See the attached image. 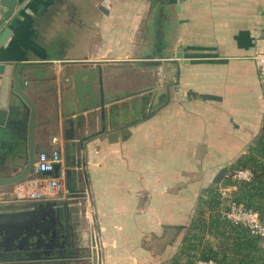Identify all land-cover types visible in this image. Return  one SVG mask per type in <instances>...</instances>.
Returning <instances> with one entry per match:
<instances>
[{
	"label": "crops",
	"instance_id": "1",
	"mask_svg": "<svg viewBox=\"0 0 264 264\" xmlns=\"http://www.w3.org/2000/svg\"><path fill=\"white\" fill-rule=\"evenodd\" d=\"M6 29L0 178L28 154L18 68L37 109L36 156L57 151L61 161L0 187V240L40 227L65 244L48 264H93L94 253L99 264H184L198 240L183 233L210 213L216 175L264 128L253 60L264 53V0H17L11 16L0 0V37ZM91 67L98 102L84 107L74 75ZM253 243L261 258L264 242Z\"/></svg>",
	"mask_w": 264,
	"mask_h": 264
},
{
	"label": "water",
	"instance_id": "2",
	"mask_svg": "<svg viewBox=\"0 0 264 264\" xmlns=\"http://www.w3.org/2000/svg\"><path fill=\"white\" fill-rule=\"evenodd\" d=\"M5 7L8 8V16H11L16 11L17 0H2ZM11 35V31L6 29L0 37V48L8 40ZM178 58L182 57L179 53ZM5 65L0 64V74L5 72ZM20 69L18 68L13 74V89L14 92L21 99V102L29 110V123L27 134L28 154L25 159V165L21 171L11 177L0 178V187L8 184H15L25 181L33 171V167L36 160V150L34 146V131H35V118H36V106L34 102L22 89V83L19 77ZM99 67H91L82 71H78L74 75V82L77 91V97L79 103L84 107H95L98 102V98L93 89V83L99 74ZM8 117V111L0 109V126L5 125ZM59 165H56V168ZM56 168L53 172L56 171ZM228 169L222 168L216 175L213 183L220 185L227 175ZM56 205V204H54ZM48 204L47 216L53 220V214L55 211L50 209L54 206ZM44 210V207H42ZM52 213V215H51ZM45 235V236H44ZM62 244V245H61ZM65 244H58L57 239L54 236H48L47 233L38 228V231H31L30 229H23L14 232L11 236L3 237L0 240V262L3 264H48V261L62 258L65 256L62 251ZM93 264H99L97 253L93 255Z\"/></svg>",
	"mask_w": 264,
	"mask_h": 264
},
{
	"label": "trees",
	"instance_id": "3",
	"mask_svg": "<svg viewBox=\"0 0 264 264\" xmlns=\"http://www.w3.org/2000/svg\"><path fill=\"white\" fill-rule=\"evenodd\" d=\"M233 171L239 169H249L253 173V178L248 183H243L236 191L237 201L241 202L246 208L256 211L262 220H264V128L257 137L255 145L249 148V153L240 158V160L232 167ZM228 184H232L229 182ZM212 197L208 200V208L211 213L214 226L211 227L203 219H199L197 230L203 226L210 230L219 231L224 229L222 236L225 237V242L218 244L216 247L213 243L209 244L203 250L198 251L199 245L194 243L185 247L182 254H186L190 259L186 264H193L194 257L192 251H198L199 258L209 260L213 259L217 264H264V249L261 251V258L256 253L260 252L253 241L256 240L250 237L246 231L239 230L231 226L227 221L221 219L220 201L217 191H212ZM203 216V211L199 213ZM211 227V228H210ZM198 236L193 235V239L198 240ZM190 241V239L188 240ZM258 242V241H257ZM174 264H180L175 260Z\"/></svg>",
	"mask_w": 264,
	"mask_h": 264
},
{
	"label": "built area",
	"instance_id": "4",
	"mask_svg": "<svg viewBox=\"0 0 264 264\" xmlns=\"http://www.w3.org/2000/svg\"><path fill=\"white\" fill-rule=\"evenodd\" d=\"M256 64L258 76L261 85L264 87V53L253 57ZM53 142H57L54 138ZM61 161L59 152L52 153L41 152L37 155L33 170L39 174L51 173L56 165ZM253 173L249 169H239L233 171L232 184H220L217 193L220 201L221 219L227 221L231 226L246 233L259 241L264 242V220L260 215L251 209L246 208L241 202L237 201L236 191L243 183L252 180ZM54 188L60 187L57 180L52 182ZM193 264H217L213 259L205 260L201 258L194 259Z\"/></svg>",
	"mask_w": 264,
	"mask_h": 264
},
{
	"label": "rangeland",
	"instance_id": "5",
	"mask_svg": "<svg viewBox=\"0 0 264 264\" xmlns=\"http://www.w3.org/2000/svg\"><path fill=\"white\" fill-rule=\"evenodd\" d=\"M232 174H233V169H229V171L227 172V180L229 182H232ZM218 186V185H217ZM218 190V188H217ZM209 215V216H208ZM199 219H203L204 221H206V223H208L209 225L211 224V227L214 226V224L212 223L213 220L215 219L214 217H211V213L208 214H204L203 216H198V220ZM198 225H200L198 223ZM210 227V228H211ZM224 229H220L219 231H215L214 229L210 230L208 228H204L203 226L199 227V229H195V231L193 232H189L190 228L187 229L185 231V233H183V239L186 240V238H190L191 235L197 234L198 235V241H197V245H199V247L197 248L198 251L203 250L205 247H207L209 244H214L216 247L218 246V244H221L223 242H225V237L222 236ZM225 231V230H224ZM191 234V235H190ZM264 249V248H263ZM183 263L186 264L190 259L187 257V255L185 254V257L183 258Z\"/></svg>",
	"mask_w": 264,
	"mask_h": 264
},
{
	"label": "flooded vegetation",
	"instance_id": "6",
	"mask_svg": "<svg viewBox=\"0 0 264 264\" xmlns=\"http://www.w3.org/2000/svg\"><path fill=\"white\" fill-rule=\"evenodd\" d=\"M37 157V156H36ZM36 161V160H35Z\"/></svg>",
	"mask_w": 264,
	"mask_h": 264
}]
</instances>
